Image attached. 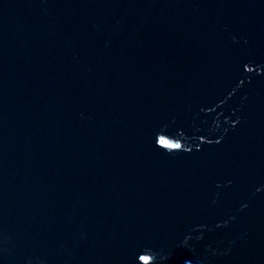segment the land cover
Returning a JSON list of instances; mask_svg holds the SVG:
<instances>
[{
	"label": "water",
	"instance_id": "obj_1",
	"mask_svg": "<svg viewBox=\"0 0 264 264\" xmlns=\"http://www.w3.org/2000/svg\"><path fill=\"white\" fill-rule=\"evenodd\" d=\"M0 264H264V0H0Z\"/></svg>",
	"mask_w": 264,
	"mask_h": 264
},
{
	"label": "snow or ice",
	"instance_id": "obj_2",
	"mask_svg": "<svg viewBox=\"0 0 264 264\" xmlns=\"http://www.w3.org/2000/svg\"><path fill=\"white\" fill-rule=\"evenodd\" d=\"M159 143L163 146V147H167V148H179L180 145L178 144H173L170 141L166 140L163 136H161L159 138ZM142 260H144L145 262H147L148 258L147 257H140Z\"/></svg>",
	"mask_w": 264,
	"mask_h": 264
}]
</instances>
